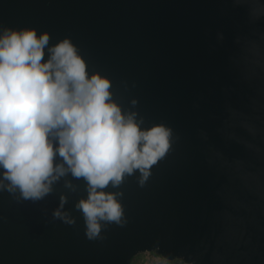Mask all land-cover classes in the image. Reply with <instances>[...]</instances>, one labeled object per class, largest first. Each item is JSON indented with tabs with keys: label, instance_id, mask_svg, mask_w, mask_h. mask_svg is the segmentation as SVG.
<instances>
[{
	"label": "water",
	"instance_id": "1",
	"mask_svg": "<svg viewBox=\"0 0 264 264\" xmlns=\"http://www.w3.org/2000/svg\"><path fill=\"white\" fill-rule=\"evenodd\" d=\"M7 29L71 40L125 113L172 136L147 178L103 189L123 216L95 237L85 178L32 198L0 169V264H264V0H0Z\"/></svg>",
	"mask_w": 264,
	"mask_h": 264
},
{
	"label": "clouds",
	"instance_id": "2",
	"mask_svg": "<svg viewBox=\"0 0 264 264\" xmlns=\"http://www.w3.org/2000/svg\"><path fill=\"white\" fill-rule=\"evenodd\" d=\"M49 40L35 29L0 34V169L10 188L32 198L69 172L85 178L89 195L77 207L95 237L100 221L119 223L123 216L117 195L103 189L137 169L147 178L168 152L172 131L143 129L135 113L112 99L110 80L89 75L71 40L46 50Z\"/></svg>",
	"mask_w": 264,
	"mask_h": 264
},
{
	"label": "rangeland",
	"instance_id": "3",
	"mask_svg": "<svg viewBox=\"0 0 264 264\" xmlns=\"http://www.w3.org/2000/svg\"><path fill=\"white\" fill-rule=\"evenodd\" d=\"M132 264H183L182 262H166L155 254H141L134 258Z\"/></svg>",
	"mask_w": 264,
	"mask_h": 264
}]
</instances>
